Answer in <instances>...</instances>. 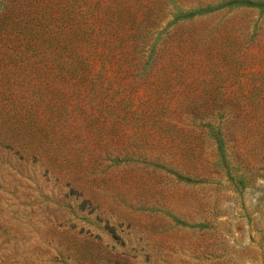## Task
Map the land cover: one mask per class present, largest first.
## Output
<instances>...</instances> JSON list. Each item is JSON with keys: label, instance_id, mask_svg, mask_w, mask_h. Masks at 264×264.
<instances>
[{"label": "rangeland", "instance_id": "1", "mask_svg": "<svg viewBox=\"0 0 264 264\" xmlns=\"http://www.w3.org/2000/svg\"><path fill=\"white\" fill-rule=\"evenodd\" d=\"M0 264H264V0H0Z\"/></svg>", "mask_w": 264, "mask_h": 264}, {"label": "trees", "instance_id": "2", "mask_svg": "<svg viewBox=\"0 0 264 264\" xmlns=\"http://www.w3.org/2000/svg\"><path fill=\"white\" fill-rule=\"evenodd\" d=\"M216 139H217V144H218V147H219L220 153H221V155L223 156V158L225 159V155H224V152H225V150H224V143H223V141L220 139V136H219L218 134H217Z\"/></svg>", "mask_w": 264, "mask_h": 264}]
</instances>
